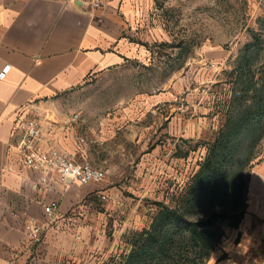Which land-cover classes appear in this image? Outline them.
<instances>
[{"label": "crops", "instance_id": "1", "mask_svg": "<svg viewBox=\"0 0 264 264\" xmlns=\"http://www.w3.org/2000/svg\"><path fill=\"white\" fill-rule=\"evenodd\" d=\"M102 1L94 8L91 0H0V72L10 66L0 78V264L114 263L115 239L92 197H125L113 158L131 145L145 150L147 129L126 109L79 112L72 123L60 110L66 93L125 66L134 53L127 35L146 0ZM25 121H39L45 144L103 168L105 179L66 184L53 173L45 181L17 150ZM52 202L50 219L45 206ZM246 202L240 224L225 229L207 264H264V154L249 171ZM33 222L41 226L36 243L28 234Z\"/></svg>", "mask_w": 264, "mask_h": 264}, {"label": "rangeland", "instance_id": "2", "mask_svg": "<svg viewBox=\"0 0 264 264\" xmlns=\"http://www.w3.org/2000/svg\"><path fill=\"white\" fill-rule=\"evenodd\" d=\"M127 40L134 53L125 66L89 76L60 108L64 123L83 111L99 117L126 109L129 120L147 129L145 150L131 145L113 158L121 163L117 181L125 197H92L115 239L113 264L150 226L158 203L171 204L198 170L225 121L232 71L241 61L264 63V0H146ZM263 154L264 138L253 156L234 163L244 200L249 171Z\"/></svg>", "mask_w": 264, "mask_h": 264}, {"label": "trees", "instance_id": "3", "mask_svg": "<svg viewBox=\"0 0 264 264\" xmlns=\"http://www.w3.org/2000/svg\"><path fill=\"white\" fill-rule=\"evenodd\" d=\"M232 73L225 121L198 170L171 204L158 203L150 226L131 238L129 251L115 264H207L225 236V225L240 224L247 202L234 163L253 156L264 138V63L252 67L241 61Z\"/></svg>", "mask_w": 264, "mask_h": 264}, {"label": "built area", "instance_id": "4", "mask_svg": "<svg viewBox=\"0 0 264 264\" xmlns=\"http://www.w3.org/2000/svg\"><path fill=\"white\" fill-rule=\"evenodd\" d=\"M76 3L79 0H66ZM103 4L102 0H91L92 7L97 8ZM10 69L6 65L0 72V78H4ZM22 136L17 143V150L29 168L38 171L44 176V180L50 174L56 173L62 183H100L106 177V170L92 165L89 161H78L59 148L45 144L39 121H25L20 124ZM57 204L52 202L45 206L48 218H54ZM28 234L36 243L41 239V226L32 223L28 226Z\"/></svg>", "mask_w": 264, "mask_h": 264}]
</instances>
